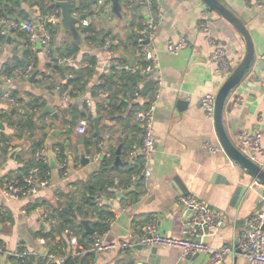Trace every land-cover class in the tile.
Here are the masks:
<instances>
[{
    "label": "crops",
    "instance_id": "crops-1",
    "mask_svg": "<svg viewBox=\"0 0 264 264\" xmlns=\"http://www.w3.org/2000/svg\"><path fill=\"white\" fill-rule=\"evenodd\" d=\"M94 1L78 0L74 6L85 3V7L76 9V12L84 16V19L91 20L92 25L89 28L94 27L97 32L109 33L119 40L120 58L123 54L127 58L122 60L133 64L132 45L136 41L140 17L129 11L126 15L123 8L120 16L117 15L113 12L112 1L110 16L98 14L93 11ZM217 1L238 16L247 27L255 51L251 68L230 93L223 114L227 134L237 147L242 132L264 129V10L260 7V0ZM19 2L20 5L16 6L10 17L25 19L21 14L29 13L28 18L34 19L35 9L39 5L26 0ZM121 2L122 0L120 5ZM155 3L163 11L156 48L165 85L155 117L156 152L150 158L152 176L147 184L131 182L130 176L133 172H127L133 167L126 153L133 145L139 144L142 138L141 127L135 116L136 108L117 97L92 108L77 105L94 96L99 89L110 88L116 81L100 43L88 40V28L76 24L86 49L79 47L75 65L64 66L65 69L84 72L86 80L84 88L76 89L78 94L70 95V106L56 92L61 75H55L50 70V65L40 50L32 52L28 47L27 36L19 31L11 33L10 41L7 38V45L0 52V70L12 71L31 65L35 68L30 77L11 85V96L15 103L0 102V145L4 147L3 150L6 149V152L0 150V204L8 213L7 219L0 221V245H4L8 253L13 254L17 245L23 244L25 251L31 256V261L45 264L43 257L50 251V247L41 242V233H49L53 227L42 220V214L46 212L50 218L53 210L68 205H83L87 186L91 182H97L95 179L105 163L111 164L114 170L108 171L104 180L114 183L99 194L103 197V204L106 198L115 197V191L112 190L119 189L120 186L128 187L123 198H116L110 205L99 208V211L104 210L117 217L104 237L105 243L123 241L128 238L133 228L139 226L143 229L152 220L156 222L160 234L174 239L185 238L187 218L179 200L192 194L206 201L226 219L221 228L194 239L214 250L231 248L236 246L248 220L262 208L261 195L264 191L257 187L256 183L259 181L232 162L226 152L211 154L205 148L207 143L220 142L214 119L206 116L202 99L208 94L217 95L244 60L247 52L244 37L227 20L208 9L203 0H155ZM207 14L208 35L200 28L202 18ZM120 21H125L122 26ZM101 36L102 34L99 39ZM207 36L215 46L225 49L231 62L229 71H220L217 63L211 61L210 54L215 48L209 43ZM181 37L186 39L188 47L178 55L170 54L167 50L170 42H176ZM68 41L74 42L60 23L53 31V54L56 58L65 53ZM13 45L20 51L10 52L9 48ZM26 52L29 53L28 57H25ZM90 59H94L93 65L90 64ZM19 62L24 65H17ZM81 62H86L89 66L83 68ZM35 73L37 76L33 78ZM69 74L74 75L71 71ZM39 75L44 78L39 79ZM2 87L4 86H0ZM117 103L121 107L113 117L110 111ZM47 107L51 111L43 114ZM65 109L67 113H64ZM75 112L82 116L73 122ZM85 117L91 123L87 135L81 136L77 133V126ZM97 117L100 118L99 130L94 127V119ZM27 120H31L37 130L31 133L23 128L21 124ZM95 134L101 135L99 143H103L105 149L111 153V157L102 162L97 171L89 162H82L83 154L87 153L85 140L93 139ZM42 139L43 146L48 150L49 166L52 170L49 186L31 198L6 199L3 196V184L6 181L22 182L30 168L27 172L22 170L35 163L33 145ZM261 146L263 154L259 157L258 165H264V135ZM55 147H60L68 158V177H64L57 168V159L53 152ZM119 149L121 164L115 166ZM50 150L54 156L55 167L50 163ZM79 164L82 167H78ZM95 205L97 206L96 203ZM94 216L89 214V218H81V223L88 221L93 228V224L98 222L97 216ZM53 221L59 223L58 220ZM64 238L68 241L70 236L64 235ZM92 253V264H216L209 253L182 258L178 248L163 246L144 247L142 250L134 248L126 254L118 251ZM3 260L4 257L0 258V264H17L14 258ZM221 264H247V260L236 249Z\"/></svg>",
    "mask_w": 264,
    "mask_h": 264
},
{
    "label": "built area",
    "instance_id": "built-area-1",
    "mask_svg": "<svg viewBox=\"0 0 264 264\" xmlns=\"http://www.w3.org/2000/svg\"><path fill=\"white\" fill-rule=\"evenodd\" d=\"M28 2H36L38 0H26ZM60 0H54L51 4L55 5ZM78 0H69L71 6L75 5ZM112 0H95L93 11L110 16ZM260 7L264 10V0H260ZM39 6L36 7V16L27 19H18L10 16H0V50L7 45V38L13 32H22L27 36L28 47L32 52L40 50L50 65V70L55 75H60L58 70L64 66L75 65L78 61L76 55L54 56L53 30L61 23V10L56 7L49 13L44 14ZM121 8L134 13L140 17V26L136 29V41L132 45L134 53V63L123 61L120 58V41L113 36H104L100 43V48L104 52L109 61V67L116 81L110 88H101L98 92L86 99L83 103H77L82 107L92 108L97 104L105 103L113 98H120L123 102L136 108L135 116L141 127V142L133 145L127 151L130 165L135 169V172L130 176L133 183L143 182L148 183L152 176L150 167V158L156 152L155 141V117L159 108L163 88L165 85L164 77L160 68V58L156 48V37L160 25L163 22L162 8L155 3V0H122ZM73 17L77 19V23L82 28H89L92 22L89 18L81 20V15L75 11L72 12ZM81 20V21H80ZM76 23V24H77ZM77 26V25H76ZM78 28V27H77ZM207 35L209 34V18L208 14L203 16L201 25ZM79 29V28H78ZM208 37L209 43L214 46V50L210 54V59L216 62L220 71H229L231 62L228 59L225 49L220 46H215L212 39ZM188 47L185 38H179L176 42H170L168 52L172 55H178L183 49ZM88 63L81 62V67H88ZM35 71L34 66L19 68L14 70H0V81L3 82L0 88V102L6 101L15 103L11 96V85L20 79L30 77ZM264 74V71H263ZM136 78L135 84L132 86L130 78ZM43 79V75L38 76ZM74 78L73 74H68L62 78L56 92H59L62 99L67 105H72L70 100L71 94H78L79 91L72 89L68 85V80ZM154 82L153 89H150L145 95L142 93L144 86L149 82ZM216 94L205 95L202 99L203 110L206 116L214 119L216 110ZM91 120L88 117L82 118L77 126V133L85 136L88 133V128ZM264 135V129L256 132L244 131L239 135V144L237 148L254 163L259 162V157L263 154L261 140ZM206 150L211 154L225 152L221 144L207 143ZM94 151V153L90 152ZM47 148L42 146L36 150L34 154V165L24 175L21 183L6 181L3 184V196L8 199H26L38 195L43 189L50 184L52 170L49 166ZM54 153L57 159V168L61 171L64 177L69 176L68 158L63 153L60 147L54 148ZM111 153L103 146V143H98L88 147L85 158L90 165L98 167L104 159L110 158ZM264 171V165H259ZM78 167H82L81 164ZM257 187L264 191V184L256 183ZM128 187L120 186L115 189V197L111 196L105 199L96 195L94 200L97 207L110 205L116 198H123L126 195ZM262 208L252 216L246 223L243 232L241 233L236 246L222 247L212 249L205 243L194 239L203 236L205 233L221 228L225 222V217L218 211L214 210L206 201L198 198L195 195L189 194L180 198L179 204L183 208V212L187 218V226L185 229V238L174 239L166 237L158 231L157 224L154 220L145 224L144 228H133L127 239L119 242L105 243L104 237L107 232H97L92 236L93 252H112L118 251L123 254L128 253L137 246L152 247H174L181 251L182 258H191L200 253H209L212 260L216 264L223 263L224 259L238 249L246 258L247 264H264V192L261 195ZM109 210V209H108ZM8 213L0 204V221L7 219ZM117 217L110 214L106 217V224L109 228L115 223ZM42 220L45 223H50L53 228L58 226V223L49 219L46 212L42 214ZM68 234V231L66 232ZM188 237H192L189 239ZM43 244L50 247V251L43 257L45 264H66L69 259H72L75 264L84 257L87 250L79 249V237L71 235L68 240L69 249L64 256L55 253L62 247V240L59 236L54 239L41 238ZM9 254L4 245H0V258ZM17 264H26L31 261L30 254L25 251L23 244H18L16 251L12 254ZM87 264H92L91 260Z\"/></svg>",
    "mask_w": 264,
    "mask_h": 264
},
{
    "label": "trees",
    "instance_id": "trees-1",
    "mask_svg": "<svg viewBox=\"0 0 264 264\" xmlns=\"http://www.w3.org/2000/svg\"><path fill=\"white\" fill-rule=\"evenodd\" d=\"M54 0H38L35 2V4H38L40 6L41 11L46 14L51 12L56 8V5L51 4ZM87 1V0H83ZM91 1V0H88ZM20 2L19 0H0V16H11L14 13V9L16 6H19ZM87 6V5H86ZM81 7H85V3L78 4L76 6L72 5L71 6V11H75L76 9H81ZM23 18L27 19L29 16V13H23L21 14ZM54 31V30H53ZM87 32L89 33L90 36H88V40H93L94 42L98 43L99 36L102 34L101 37L108 36L110 35L105 34L103 32H97L94 27L88 28ZM95 33V36H92V34ZM112 36V35H111ZM100 37V38H101ZM2 40V38H1ZM80 48L79 46L74 43V42H69L66 44L64 52L61 53V56H72L76 55L79 53ZM29 53H25V57H28ZM122 59V58H121ZM91 62V63H90ZM90 64L93 65L94 59H90ZM17 65H24L23 62L16 63ZM69 71L74 73V78L68 80V85L72 89H80L84 88L86 85V80L84 76V72H79L77 69H65L64 67L60 68L58 70L59 74L61 75L62 78L67 77V74H69ZM131 82V85L133 86L136 82V78H130L129 79ZM121 105L118 103L115 104L114 109L110 111L111 116H115L117 114V111L120 109ZM76 116L73 117L74 121H76L77 118L82 116L81 113L75 112ZM23 128H26L29 132H33L34 130H37L36 127L33 125L32 121L27 120V122L21 124ZM19 125V126H21ZM21 126V127H22ZM43 140L38 141L33 145V152L35 153L36 150L41 148L43 146ZM99 141H101V135L100 134H95L93 139H87L85 140L86 147L88 148L89 146L98 144ZM6 152V149L3 150ZM102 162H106V159H104ZM32 166V165H31ZM31 166L25 168L22 170L23 172H27ZM102 170L99 173L98 177L95 179L97 182H91L89 186L86 188V193H85V199H84V204L81 206H75V205H68L67 207L59 208L56 210H53L51 213V216L49 219L52 220H58V226L53 228L51 232L49 233H41L42 237L45 239H54L56 236L61 237L62 239V247L59 250H56L55 253L61 256H64L67 254V250L69 249L68 246V241L67 239L64 238V235L69 237L71 235H76L79 237V249L87 250V253L84 257H82L80 260L77 261L78 264H87L89 260L93 259V253L90 250L91 244H92V235L87 234L84 225L81 223V218H89L90 215H95L97 216V221L96 223L93 224L94 228V233L100 232H106L108 231V226L105 223L106 217L110 214L107 211H99V208L95 205V196L98 194H101L104 192L108 187H112L114 181H108L104 180V175L108 171H113V167L109 163H105L102 166ZM135 169H128V174L134 172ZM128 182V180H127ZM131 189V188H130ZM129 189V191H130ZM94 216V217H95ZM68 231V234L66 232ZM70 239V238H69ZM68 239V240H69ZM26 264H35L33 261H30L29 263ZM41 264V263H39ZM43 264V263H42ZM66 264H75V262L72 259H69Z\"/></svg>",
    "mask_w": 264,
    "mask_h": 264
},
{
    "label": "water",
    "instance_id": "water-1",
    "mask_svg": "<svg viewBox=\"0 0 264 264\" xmlns=\"http://www.w3.org/2000/svg\"><path fill=\"white\" fill-rule=\"evenodd\" d=\"M113 2V12L120 16L121 14V5L120 0H112ZM208 9L216 12L219 16L227 20L230 24H232L236 30L244 37L247 45V52L244 60L237 67V69L231 74L226 83L222 86L219 93L217 94L216 99V110L214 116L215 130L219 139L221 146L224 151L227 153L229 158L238 165L240 168L245 170L252 178L258 180L259 182L264 184V171L257 164L249 160L246 156L242 154V152L234 145V143L230 140L227 131L224 126L223 114L225 110L226 101L230 95V93L241 83L247 71L251 68L254 58L255 51L253 46V41L251 35L247 29V27L243 24V22L239 19L238 16L233 14L227 7L221 4L217 0H203ZM56 7L61 10V24L64 31L68 32L72 38V40L81 48L86 49L84 40L81 36L79 29L76 27L77 19L73 17L71 11V4L69 0H60L56 2ZM80 19H84V16H81ZM8 41H10V37H8ZM123 59L126 60V56L121 55ZM37 76V73L33 75V78ZM0 86H3V82L0 81ZM154 82L149 81L143 88L142 93L145 95L150 89H153ZM47 111H51L50 107H47L43 114ZM64 113H67V109L64 110ZM55 117H58L57 115ZM100 118L94 119V127L96 130H99ZM43 140V139H42ZM41 141V140H40ZM44 142V141H43ZM4 147L0 145V150H3ZM49 151L50 163L55 167L54 156ZM54 152V151H53ZM14 154L12 155V157ZM82 162L86 164L88 161L85 158V154L82 156ZM121 164L120 160V149L117 151V158L115 161V166H119ZM239 193V190H238ZM237 193V194H238ZM237 197H235L236 199ZM86 229L87 234H94V229L90 227L88 221H82ZM139 250H142L144 247L137 246ZM13 258L12 254H6L3 261H9V259Z\"/></svg>",
    "mask_w": 264,
    "mask_h": 264
},
{
    "label": "rangeland",
    "instance_id": "rangeland-1",
    "mask_svg": "<svg viewBox=\"0 0 264 264\" xmlns=\"http://www.w3.org/2000/svg\"><path fill=\"white\" fill-rule=\"evenodd\" d=\"M124 13L126 14V15H128L129 13L127 12V10L125 11L124 10ZM124 22L125 21H120V26H122L123 24H124ZM19 33H22V32H19ZM59 33H60V31H59ZM59 33H58V35H59ZM101 39L102 38H100L99 40H98V43H101ZM67 43H69V41L67 42ZM8 47V46H7ZM2 50H0V52H1ZM9 51L10 52H12V53H17V52H19L20 50H18V48L16 47V46H10V48H9ZM1 54V53H0ZM87 151H88V148H87ZM90 152H92V150L90 151ZM92 153H94V151L92 152Z\"/></svg>",
    "mask_w": 264,
    "mask_h": 264
}]
</instances>
